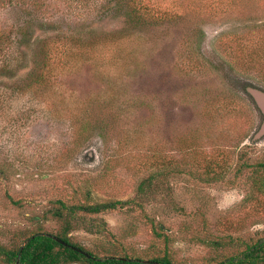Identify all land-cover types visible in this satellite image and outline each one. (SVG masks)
<instances>
[{"label":"rangeland","instance_id":"rangeland-1","mask_svg":"<svg viewBox=\"0 0 264 264\" xmlns=\"http://www.w3.org/2000/svg\"><path fill=\"white\" fill-rule=\"evenodd\" d=\"M137 1L38 22L0 64V245L68 219L99 257L215 264L264 238V0Z\"/></svg>","mask_w":264,"mask_h":264},{"label":"trees","instance_id":"trees-1","mask_svg":"<svg viewBox=\"0 0 264 264\" xmlns=\"http://www.w3.org/2000/svg\"><path fill=\"white\" fill-rule=\"evenodd\" d=\"M93 1V3H91ZM102 10H112L114 13L126 12V8L131 7L127 14H123L126 23L140 22L145 16L138 6L137 0H0V15H5V11L17 14L14 17L15 24L10 27L0 26V64L7 62L14 54V44L21 45L26 38V33L33 25H40L42 29L47 25V20L52 19L55 15L74 16V24L68 26L70 34L74 36L70 28L83 27L85 23L83 12L91 15L90 5ZM128 10V9H127ZM13 11V12H12ZM16 11V12H14ZM2 12V13H1ZM66 12V13H65ZM147 12V10H146ZM144 15V16H143ZM95 16L94 13L92 17ZM8 22V21H7ZM54 25V24H53ZM73 32V33H72ZM26 41V40H25ZM81 48H87L80 43ZM1 69L7 70L4 65ZM151 182L144 181L139 187L140 195H146ZM260 190L263 189L260 187ZM135 200L95 203L79 206H67L62 204V208L55 213L56 217H63L65 211L68 216L75 217L77 213L100 214L102 212L124 208ZM65 221V220H64ZM66 230L61 235L50 233L36 232L25 240V242L15 248H8L0 245V263L3 264H175L173 260L164 255L151 259H141L131 256H109L99 257L90 251L85 250L77 244H73L68 238L71 222L65 221ZM58 237L82 250L79 252L66 246L55 239ZM87 253V254H86ZM215 264H264V238L257 240L253 244H247L246 247L236 254L229 255Z\"/></svg>","mask_w":264,"mask_h":264},{"label":"water","instance_id":"water-1","mask_svg":"<svg viewBox=\"0 0 264 264\" xmlns=\"http://www.w3.org/2000/svg\"><path fill=\"white\" fill-rule=\"evenodd\" d=\"M55 239H56L57 241H59L60 243H62V244H64V245H66V246H69V247L73 248L74 250H77V251H79V252H82L81 249H79V248H77V247H75V246H73V245H69L68 243H66L65 241H63L62 239H60V238H58V237H55ZM86 254H87V253H86Z\"/></svg>","mask_w":264,"mask_h":264}]
</instances>
